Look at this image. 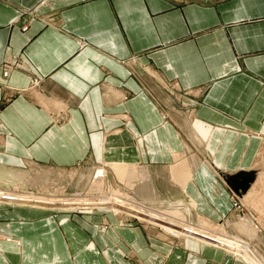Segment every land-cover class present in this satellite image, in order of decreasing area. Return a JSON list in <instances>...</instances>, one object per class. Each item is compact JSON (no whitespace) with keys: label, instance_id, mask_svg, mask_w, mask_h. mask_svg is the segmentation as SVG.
<instances>
[{"label":"crops","instance_id":"0c3cea01","mask_svg":"<svg viewBox=\"0 0 264 264\" xmlns=\"http://www.w3.org/2000/svg\"><path fill=\"white\" fill-rule=\"evenodd\" d=\"M263 141L264 0H0V264H259L114 199L27 194L16 173L184 160V196L153 205L194 199L190 221L226 234ZM259 231L241 241L264 264Z\"/></svg>","mask_w":264,"mask_h":264},{"label":"rangeland","instance_id":"374dc122","mask_svg":"<svg viewBox=\"0 0 264 264\" xmlns=\"http://www.w3.org/2000/svg\"><path fill=\"white\" fill-rule=\"evenodd\" d=\"M4 64L6 66H10L11 62L6 61ZM201 147L203 149L205 148L203 146ZM259 148L260 149L256 154V158L254 157L253 161L249 162L251 164L250 166H254L255 168L254 170L256 171V179L253 180L254 183L253 182H252L253 184L250 183L251 185L246 190V192H243L244 194L240 197L241 199L239 198L238 193H236L232 189L234 194L231 195V198L229 197L231 201V209H232L231 213L229 214V221L231 222L230 224L234 225L237 221L241 223H247V222L250 223L253 220L252 223L254 224L256 223L255 225L257 227L259 226L263 228L264 231V141L260 143ZM173 163L174 162H170V163L167 162L166 165L164 166L165 167L164 169H166L165 171L163 170L154 171L155 177L152 173L153 172L152 169L142 163L140 168V173L142 172L144 173L147 171L150 172V180L142 179V177L140 179L138 175L137 177L138 181L134 183L135 185H133V187H130V185L128 184L126 185L124 183H119L118 181L114 182V185L123 189L125 193L127 192V194L132 199L135 197L134 200L137 202H141V203L143 202L148 204L150 202L147 201H149L150 199H152L151 204L158 202V205H161V202H165V203H168L170 201L172 202L175 199H179L184 196L179 185L173 182V178L171 175V165ZM104 164L105 162L102 161L99 163L86 162L77 165L75 167L66 168V169L30 167L27 169H23L21 175L19 174V172H17L16 175H18L19 177L22 176L24 186H22L21 188L28 190L26 192L24 191L27 194H31V193H32L31 195L40 194V196L43 197L47 196L46 198H50V197L55 198V196L66 198L81 194L83 196H88V197L92 196L90 197L93 198L90 200H94L92 202H101V201L108 202L110 201L109 199H104L99 197L95 198V196H98L99 194L106 195V193L109 191V188L107 187L108 185L107 180L104 181V185H105L104 186L105 188H103L104 190L102 189L101 191H98L95 185L96 180L100 178L98 171L101 170L102 168H107ZM193 170H195V168L192 167L191 172ZM202 170L207 171V169L204 168ZM214 174L216 175V173ZM223 177L224 175L218 176L220 183L224 181L222 179ZM142 180L144 182L142 184L141 183L139 184L138 182H141ZM225 184L227 185L226 182ZM135 187L136 189H134ZM19 193H21V191H19ZM107 194H109V192ZM153 199H156V201H154ZM83 201H89V199ZM114 203H117L118 205L120 204L119 202H114ZM236 212H239V216H237ZM159 217L167 221H170L172 223H176L173 222L172 220L164 218L163 216L162 217L159 216ZM188 218L190 219V215L188 216ZM193 218L195 224L199 223L195 215L193 216ZM124 222L125 223L137 222L138 224H144L138 221L137 219H126L124 220ZM207 222L208 223H205L206 225H203L201 223L199 224L209 229H212L214 227L216 228L218 227L217 225H220L217 224V222H215L214 224H212L209 221ZM222 224H223L222 226H224V223ZM224 233H226L228 236H238L244 241L247 240V238L243 234L238 232V230H236L234 226L230 227L228 225L226 229H224ZM257 241L258 242L261 241V242L256 244ZM252 244L256 246L257 250L264 258V236H262L260 239L255 240L254 243ZM247 252L249 253V251Z\"/></svg>","mask_w":264,"mask_h":264},{"label":"bare ground","instance_id":"6f19581e","mask_svg":"<svg viewBox=\"0 0 264 264\" xmlns=\"http://www.w3.org/2000/svg\"><path fill=\"white\" fill-rule=\"evenodd\" d=\"M4 72L7 73V70H5ZM185 105H188V103H185ZM174 157H175L176 160L180 159L179 156H174ZM178 161H180V160H178ZM192 161H193V159H192ZM122 162L121 161L120 162L119 161H117V162H112L111 161L109 163L104 164L107 168H102L101 170L98 171L100 178H98L96 180V182H95L97 190L101 191L103 188H105L104 187L105 186L104 185V181L107 180V183H108L107 187L109 188V191H108L109 194H107L108 193L107 192L106 195L105 194H103V195L99 194L98 196H95V197H99V198L107 197L109 199H114L115 201H118L119 203H122V204L139 207L141 209L143 208V210L145 209V210L149 211L150 213L153 212V213L162 215L164 218H167L169 220H172L173 222L182 224V226H185L187 228H192L194 230L197 229L198 231L199 230L200 231H204V232H206L208 234H211L212 236L214 235V236H217V237H219L221 239H225L227 241V243H229L230 245L235 246V247H241V248L249 251V253L255 259L257 258L256 261L259 264H263L261 259L259 257H257V256H259V255L256 254L257 252H254L252 247L251 248L249 247L250 245L244 244V242L241 241L242 239L240 237H238V236H228V235L223 234L222 233L223 230L220 227L221 225L218 228H216L215 231H213L212 229H209V228H206V227L203 226V225H206L205 223H207L204 220H198V222L203 224V225H201L199 223L195 224L194 221H190V219L188 218L187 213L191 209L193 210L194 207L198 206L197 202L194 199H190L189 198L187 200V203L184 201L185 199L183 201H180V203H182L184 205V207H185L184 211H180L179 208H177L178 209L177 210L176 208H173L171 205L170 206L173 209L169 208V206H167V208H165V209L158 210L157 208H161L160 206H155V205H153L151 203L150 204H146V203H143V202L142 203L137 202V201L134 200L135 197L132 199L127 194V192L125 193L123 191V189H121L118 186L114 185V182L118 181L119 183H124L126 185L128 184V185H130V187H133V185H135L134 183H136L138 181L137 180L138 175H139L140 179L142 177V179H145V180H148L150 178V175H149L148 171L144 172V173L143 172L140 173V168L137 165L128 164V163H122ZM184 165L187 166V164L184 163V160L183 161L181 160L177 164L171 166V175H172V178H173V182L181 184V185H185V182L187 181L186 179L188 178L189 175H188L187 172H185ZM187 169H189V168H187ZM235 178H236L235 182H230V186L233 188V190L236 193H239L240 192L239 190L245 192L249 188L250 183L254 180V176L251 175V174H237V175H235ZM192 181H193V179H192ZM227 181H229V180L227 179ZM232 181H233V179H232ZM143 182L144 181L142 180L141 184ZM134 189H136V187ZM89 192H90V190H89ZM232 194H234V193L232 192ZM29 197H32V196H28V198ZM56 197H60V196H56ZM90 197H92V196L88 197V196H83V195L79 194V195H75V196H72V197H66V199H73V200L77 201V200H82V199L90 198ZM177 207H181V206H177ZM236 213H237V216H239V212H236ZM252 222H253V220L248 225L245 224V223H241V222L235 223V228L238 230V232H240L241 234H243L247 238L251 239L253 237H258L259 236L260 227L259 226L257 227L255 225L256 223L254 224Z\"/></svg>","mask_w":264,"mask_h":264},{"label":"built area","instance_id":"2783aa9c","mask_svg":"<svg viewBox=\"0 0 264 264\" xmlns=\"http://www.w3.org/2000/svg\"><path fill=\"white\" fill-rule=\"evenodd\" d=\"M5 73V72H4Z\"/></svg>","mask_w":264,"mask_h":264}]
</instances>
